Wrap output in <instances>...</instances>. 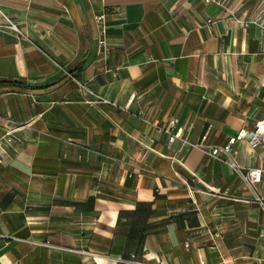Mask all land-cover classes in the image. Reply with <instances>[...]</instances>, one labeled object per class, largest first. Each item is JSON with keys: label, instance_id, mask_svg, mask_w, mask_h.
Returning a JSON list of instances; mask_svg holds the SVG:
<instances>
[{"label": "crops", "instance_id": "1", "mask_svg": "<svg viewBox=\"0 0 264 264\" xmlns=\"http://www.w3.org/2000/svg\"><path fill=\"white\" fill-rule=\"evenodd\" d=\"M32 120L0 163V264H264L257 195L206 153L245 131L264 198V0H0V136Z\"/></svg>", "mask_w": 264, "mask_h": 264}, {"label": "built area", "instance_id": "2", "mask_svg": "<svg viewBox=\"0 0 264 264\" xmlns=\"http://www.w3.org/2000/svg\"><path fill=\"white\" fill-rule=\"evenodd\" d=\"M206 4H221V0H203ZM245 0H240V3ZM109 15V10H104L100 14L95 15L94 20L96 25L99 27L100 33V45L104 48L107 47V19ZM7 24L5 25L10 31L16 33L17 35L24 36L22 31L19 29L18 25L9 19H6ZM258 20H255V22ZM247 23V22H245ZM63 69V68H62ZM66 73L67 70L64 69ZM70 75V74H69ZM71 77V75H70ZM78 83V91L84 96V101L89 104H97V103H108L109 101L102 97L101 95L95 93L90 85L86 83ZM30 121L24 125L14 127L8 131H6L3 135L0 136V163L6 162L9 156V145L13 144L16 139V133L24 128L30 127ZM175 124V123H174ZM169 134V143L173 144L176 140L180 139L182 136V129H177L175 132L171 130L167 131ZM247 135L245 131H241L238 135L231 137L227 143L223 145H215L211 146L206 150V153L226 164L232 170H234L239 177L246 183L247 187L251 189L256 195V200L260 203L262 208L264 209V198L260 197L257 192V186L262 182L263 170L261 169H248L245 171L243 167L239 163V155L240 152L236 148L237 143ZM249 144L252 150H256L259 147L264 146V120L258 121L255 124L254 130L251 132ZM39 245L46 246L52 248L54 250L64 251V252H78L74 249H70L67 247L52 245L50 242L38 243Z\"/></svg>", "mask_w": 264, "mask_h": 264}]
</instances>
